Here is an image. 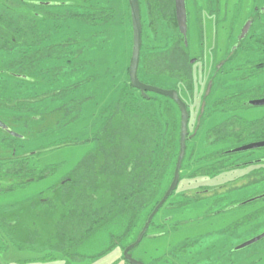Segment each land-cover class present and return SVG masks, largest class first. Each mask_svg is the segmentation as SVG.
Masks as SVG:
<instances>
[{
	"label": "rangeland",
	"instance_id": "rangeland-1",
	"mask_svg": "<svg viewBox=\"0 0 264 264\" xmlns=\"http://www.w3.org/2000/svg\"><path fill=\"white\" fill-rule=\"evenodd\" d=\"M96 1L93 3L100 5V9L105 8L104 10L114 15L109 25L100 30L84 28L78 21L69 20L63 22L61 25L63 30L57 35L54 33V24L50 16L57 10L53 8L33 10L43 17L37 21V27L44 34L50 31L58 41L76 38L74 51L80 52L82 49L78 48V35L85 39L96 36L88 41L86 51L79 60L85 58L91 61L93 68L89 70L90 73L89 71L70 73L72 65L78 64V58L72 57L73 59H69L71 62L63 60L62 63L50 61L38 69L43 71L46 69L44 66H48L53 71L51 67L60 64V68L67 65V71L56 74L51 85L47 83L46 76L37 72L34 77L38 79V84L27 85V89L21 95L14 96L31 98L74 86L86 75L94 73L100 77L98 76L97 83L87 85L83 91L84 95L92 94L94 99L86 103L85 108L88 105L91 107L85 110L86 113H83L79 123L77 119L69 126L64 125L69 118L78 114L77 104L76 109L67 117H63V113L58 112L60 110L52 115L45 112V126L42 122L30 123L33 126L32 131L24 128V122H16L20 118L18 115L0 111L1 121L25 137L32 136L31 140L17 141L21 148L18 150L19 154L60 146L65 140L79 142L77 145L61 146L33 156L31 164L39 171L56 168L50 176L30 182L14 191L0 192V215L7 213L8 219L16 218L18 222L17 227L13 229L16 232L9 233L6 225L0 222V264H128L123 259L124 251L119 247L96 258L110 248L112 235L119 237L123 234L121 229L116 230L112 226L96 233L81 245L75 252L79 255L77 260L62 255L54 246L58 240L55 225L70 208L64 206L61 209L62 213L58 211L57 201H62V196L52 191V188L65 178H69L79 162L96 150V144L83 143L96 134L92 126V119H95L92 113L98 111L99 107L113 102L122 84L129 81L133 30L128 1ZM139 2L143 29L142 54L145 58L155 50L159 51L168 42L171 44L179 41L180 34L174 21L165 23L159 20L154 27L159 39L155 38L145 0ZM263 7L264 0H187L189 13L187 55L189 62L195 60L192 65L194 87L192 92H189L178 84L179 95L190 111L188 155L185 162L187 165L182 173L184 178L181 179L176 192L166 206L155 215L141 243L131 250L132 257L141 264H205L206 259L215 264L213 260H216L221 251L211 250L214 246H222V258L216 264H264V238L248 247L238 249L242 244L264 234V148L230 154L242 146L264 141V106L250 105L251 101L264 98V66L260 65L264 64V54L254 52L251 48L253 39L264 37V14H259ZM250 19L253 20V25L248 33V39L238 50L236 46L241 30ZM8 60L10 58L2 57L0 70L6 67ZM224 60L227 62L220 65ZM142 77L156 87L175 85L172 80L165 78L157 80L143 72ZM0 85H2L0 88H7L9 92L16 86L17 91L18 81H8ZM209 86L210 92L206 96ZM68 96L78 100L80 98L78 89ZM68 100L44 102L39 105L43 107L42 110L38 111L40 107H35V114H43L46 103L49 109L54 110ZM203 101L206 102L205 110L198 121ZM64 111L67 113L68 110L63 109ZM57 123L60 124L57 126ZM250 123L254 124L250 129L252 132L243 130ZM221 125L222 127L226 125L227 130L241 133L240 141L234 142L236 146L232 143L215 142V132ZM2 137L8 136L0 131V158L11 154L5 147ZM220 152H224V159H230L231 163L254 162V165L238 169L236 172H226L216 181H213L212 177H192L197 166H208L206 163L208 158ZM261 160L262 163H256ZM197 162L200 164H195ZM222 183L227 185L221 189V199L224 201L220 207L207 206V202L212 201L208 198L200 199L199 203L192 202L195 200L196 191ZM41 199L48 204L40 202ZM174 205L177 208L173 209ZM218 210L221 213L215 215Z\"/></svg>",
	"mask_w": 264,
	"mask_h": 264
},
{
	"label": "trees",
	"instance_id": "trees-1",
	"mask_svg": "<svg viewBox=\"0 0 264 264\" xmlns=\"http://www.w3.org/2000/svg\"><path fill=\"white\" fill-rule=\"evenodd\" d=\"M93 1L97 2L96 0H0V64H2V57L10 58L6 61V67L0 70V84L18 81L17 91L16 86L15 91L12 89L10 92L7 88H0V111L18 115L20 118L16 122H24L26 130H33V122H42L45 126V112L52 115L60 110L58 112L63 113V117L69 116L71 111L76 109V104L78 114L69 118L64 125L69 126L77 119L79 123L83 118V113L91 107L88 105L85 108L86 103L94 99L92 94L84 95L83 91L87 85L97 83L100 77L99 74L94 75L93 73V75H86L77 84L66 87L64 90H53L31 98L15 97L14 95H21L27 89V85L38 84V79L34 77L37 72L46 76L47 83L51 85L56 74L67 71V65L60 68V64L52 66L53 71L48 66H44L46 69L43 71L38 69L50 61L62 63L63 60L71 62L69 59H73L72 57L78 58V64L72 65L70 73L86 72L93 68L91 61L85 58L79 60L86 51L88 41L96 36H92V39H85L78 35V48L82 47V49L80 52L74 51L73 47L77 39L66 38L58 41L54 39L50 31L44 34L37 27V21L42 20L43 17L41 14L34 13L33 10L35 8L57 10L50 14L54 24L53 30L57 35L63 30L61 26L63 22L69 20L78 21V24L84 28L100 30L109 25L114 15L104 10L105 8L100 9V5L94 4ZM145 4L155 38L159 39L154 28L159 20L165 23L174 21L177 26L175 0H145ZM29 12L31 14H28ZM259 14L263 13L259 12ZM247 36L242 41H237L238 50L244 46L248 39ZM187 48L181 35L179 41L171 44L168 42L159 51L155 50L145 58L141 48L138 78L145 84L156 86L143 80V77L141 78L143 72L148 77L157 80L165 78L175 82L173 87L158 85L160 88L176 90L179 93L178 84H181L186 90L192 92L194 87L192 65L188 59ZM251 48L254 52L264 54V37L253 39ZM260 65L264 66V64ZM122 85L116 92V99L113 102L99 107V110L96 108L98 111L95 110L96 112L92 113L95 117L94 120L92 119V126L96 134L83 143L96 144V150L79 162L69 178H65L52 188V191L62 196V201H57L58 211L62 213L61 209L64 206L70 208L55 225L58 240L54 246L62 255L72 260L78 259L79 255L75 252L81 245L96 233L109 229L111 226L116 230L121 229L123 234L119 237L112 235L110 248L96 258L118 247L124 251L138 237L173 179L180 148L181 119L178 106L171 99L157 94L147 93L143 96L131 85L130 79ZM77 89L80 98L78 100L70 98L68 95ZM67 99L69 100L54 110L49 109L46 103L43 114H35V107H40L39 105L44 102L53 103L54 100ZM42 108L41 106L38 111ZM63 109L68 110V114L65 111L64 113ZM2 122L21 138L12 137L0 129L1 133L4 132L8 136L2 139L5 147L11 151L10 156L0 158L1 193L17 190L30 182L44 179L54 173L55 167L39 171L34 164H31V159L37 153L79 143L69 140L65 142V140L60 146H51V148L34 153L21 152L19 154L18 150L21 148L17 141L31 140L32 136L25 137L4 121ZM59 124L57 123V126ZM252 127L254 124L250 123L243 130L252 132L250 131ZM215 134L216 143L234 144V142H239L242 136L240 132L227 130L226 125L223 127L221 125ZM188 142L189 137L180 171V181L184 178L182 173L187 165L185 162L188 155ZM224 156V152H220L208 158L206 162L208 166H197L192 177H216L234 169L250 166L249 162L236 166L235 163L230 162V159H224ZM41 200L40 202L48 204L47 201ZM172 208L177 207L174 205ZM15 220L16 218L8 219L7 213L0 215V222L6 225L8 233L17 227L18 222ZM125 242L127 244L124 245ZM123 259L125 260L124 256ZM126 262L129 264L128 261Z\"/></svg>",
	"mask_w": 264,
	"mask_h": 264
},
{
	"label": "water",
	"instance_id": "water-1",
	"mask_svg": "<svg viewBox=\"0 0 264 264\" xmlns=\"http://www.w3.org/2000/svg\"><path fill=\"white\" fill-rule=\"evenodd\" d=\"M130 8V14H131V22H132V30H133V48H132V56L130 60V66H129V79L131 85L139 90L143 96H146L147 93H153L157 94L163 97H167L171 99L179 108L180 111V119H181V128H180V148H179V154L176 162V167L173 174V179L171 181V184L160 200V202L157 204V206L154 208L152 213L147 219V222L145 223L141 233L139 234L136 241L132 244H130L128 247L124 250V258L126 261L129 262V264H141L136 259H134L131 255V250H133L135 247H137L141 241L143 240L146 232L148 231L150 224L155 217V215L158 213V211L164 206V204L168 201V199L172 196V194L177 190L178 185L180 183V171L182 167V163L186 154L187 149V140H188V124L190 120V113L188 111V107L186 103L182 100L179 93L176 90H169V89H163L160 87H156L153 85L145 84L140 81L138 78V67L140 63V53L142 48V21H141V8H140V2L139 0H127ZM260 13L264 14V7L260 9ZM175 18L176 23L178 27V31L180 35L183 38L185 47L189 46L188 42V31H189V22H188V11H187V0H175ZM253 25V20H248L238 38V41H242L246 38L248 33L250 32V29ZM237 48V46H236ZM235 48V49H236ZM233 49V51L235 50ZM232 51V52H233ZM227 60H224L222 62L223 65L226 63ZM195 63V60H191L190 64L193 65ZM210 92V86L207 90L206 96ZM206 102L203 101L201 110H200V116L198 121L201 119L202 115L204 114ZM251 106H264V98L256 101L250 102ZM0 129L7 132L12 137H18L21 138V136L14 131L10 130L2 121H0ZM264 148V141L253 143L250 145L242 146L241 148H238L230 153H239V152H248L253 151L256 149ZM264 238V234L250 240L249 242H246L239 246L238 249H243L245 247H248Z\"/></svg>",
	"mask_w": 264,
	"mask_h": 264
},
{
	"label": "flooded vegetation",
	"instance_id": "flooded-vegetation-1",
	"mask_svg": "<svg viewBox=\"0 0 264 264\" xmlns=\"http://www.w3.org/2000/svg\"><path fill=\"white\" fill-rule=\"evenodd\" d=\"M187 11H188V9H187ZM257 11V10H256ZM259 12H260V10H259ZM188 18H189V13H188ZM189 21V20H188ZM242 31V30H241ZM248 163V162H247ZM246 163V164H247ZM251 163V164H250ZM256 163H262V160L261 161H257ZM241 164H243V163H235V165L236 166H240ZM249 164L250 165H254V162H249ZM238 169H241V168H238ZM238 169H234V170H232V171H230V172H236ZM224 174V173H223ZM223 174H221V175H223ZM221 175H218V176H216V177H212V178H214L213 179V181H216V180H218V177L219 176H221ZM227 185V183H222V184H218V185H215V186H212V187H208V188H205L204 190H201V191H196L195 192V200H192V202H195V203H199V200L200 199H205V200H207V198H208V200H211L212 199V201H211V203L209 202H207V206H209V205H211V207L210 208H216V207H220L221 205H222V203H223V201H224V199H221V197H222V195H221V189L224 187V186H226ZM200 198V199H199ZM224 198V197H223ZM221 213V211L220 210H218L216 213H215V215H218V214H220ZM200 220H202V218L200 219ZM220 247V248H219ZM224 247V246H223ZM218 249V251H221V253H219L218 255H217V257H216V260H213V262L216 264V262H219V260H221V258H222V246H214V247H212L211 248V250H217ZM210 250V249H209ZM230 253V252H229ZM211 261L210 260H208V259H206L205 260V264H211L210 263Z\"/></svg>",
	"mask_w": 264,
	"mask_h": 264
}]
</instances>
